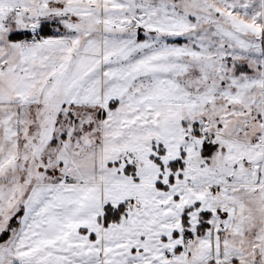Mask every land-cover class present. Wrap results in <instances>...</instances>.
I'll use <instances>...</instances> for the list:
<instances>
[{"label":"snow or ice","instance_id":"1","mask_svg":"<svg viewBox=\"0 0 264 264\" xmlns=\"http://www.w3.org/2000/svg\"><path fill=\"white\" fill-rule=\"evenodd\" d=\"M0 264H264V0H0Z\"/></svg>","mask_w":264,"mask_h":264}]
</instances>
